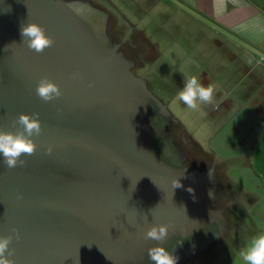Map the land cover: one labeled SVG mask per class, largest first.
Returning a JSON list of instances; mask_svg holds the SVG:
<instances>
[{"label": "water", "instance_id": "95a60500", "mask_svg": "<svg viewBox=\"0 0 264 264\" xmlns=\"http://www.w3.org/2000/svg\"><path fill=\"white\" fill-rule=\"evenodd\" d=\"M91 20L102 25L98 33ZM30 23L46 28L55 47L30 51L20 34ZM108 34L122 49L108 44ZM150 50L108 0H0V129L15 132L12 121L22 113H39L43 126L36 153L21 157L25 166L8 169L0 156V237L19 230L21 239L11 245L15 264H126L150 226L181 223L182 215L162 204L163 195L169 201L178 192L174 179L182 185L195 179L149 146L158 130L147 100L178 121L179 135L173 134L186 153L201 152L147 79L131 71L143 67ZM42 78L58 84L63 95L48 103L40 99L36 87ZM203 158L216 163L226 188L252 199L247 210L237 205L245 211L243 220L254 206L253 192L215 157ZM131 234L136 243L123 248ZM241 249L237 240L192 264H230Z\"/></svg>", "mask_w": 264, "mask_h": 264}, {"label": "crops", "instance_id": "0c3cea01", "mask_svg": "<svg viewBox=\"0 0 264 264\" xmlns=\"http://www.w3.org/2000/svg\"><path fill=\"white\" fill-rule=\"evenodd\" d=\"M108 1L151 46L137 73L199 145L195 133L206 123L215 143L210 155L256 194L257 210L239 225L245 248L264 233V183H251L263 181L264 169V0ZM191 75L214 86L213 103L198 111L175 101ZM230 264H241L239 255Z\"/></svg>", "mask_w": 264, "mask_h": 264}, {"label": "flooded vegetation", "instance_id": "af4514ba", "mask_svg": "<svg viewBox=\"0 0 264 264\" xmlns=\"http://www.w3.org/2000/svg\"><path fill=\"white\" fill-rule=\"evenodd\" d=\"M91 21H93V29L96 32L100 31L102 27L100 22ZM108 37L109 45L121 44L115 36L108 34ZM131 71L136 72L135 65ZM147 108L149 117L158 130V135L150 139L151 149L168 165H174L181 172H185L195 179L189 184H184L182 188H178L176 194H169V201H165L163 195L162 204L164 207H171V211L180 213L182 217L178 226L170 228L169 236L161 246L169 252H174V255L178 257V264L203 263L206 259L203 257L214 258L216 248L226 249L240 240L238 238L240 235L235 233V227H237V222L240 224L239 216L243 215L245 211L237 208V205L243 204L247 210L248 205H252V199L244 201L245 197H239L225 187L223 184L225 181H218L216 163L206 164L203 162V157H208L210 153L205 151L201 145L194 142L196 144L194 147L199 149L201 156L198 153L196 156L186 153L181 141L173 134L179 135L176 131L180 128V124L172 118L173 116L167 115L157 102L148 99ZM184 140L192 144L190 139H185V136ZM189 188L193 189L194 193L189 192ZM167 189L173 190L165 188V190ZM242 195L246 196V194ZM125 240L126 244L122 246L126 249L129 246L131 249V245L136 243V241L133 242L134 234L129 237L130 241ZM155 246H157V242L143 239L140 251L132 256L133 259L131 258L126 264H151L148 249Z\"/></svg>", "mask_w": 264, "mask_h": 264}, {"label": "clouds", "instance_id": "9594fccd", "mask_svg": "<svg viewBox=\"0 0 264 264\" xmlns=\"http://www.w3.org/2000/svg\"><path fill=\"white\" fill-rule=\"evenodd\" d=\"M20 34L28 49L37 54H43L47 49L55 47L56 44L55 38L47 34L46 28L36 23L22 25ZM78 77V73L73 74V79ZM183 78L184 87L179 91L175 101L182 102L193 111H198L203 104L213 103V85L209 84L205 87L196 75ZM36 94L46 103L55 101L63 95L60 86L48 78H42L38 82ZM12 127L17 130L11 132L0 129V156L3 157V163L8 169L25 166L27 162L21 157L25 154L32 156L36 153L38 145L35 138L43 134L39 113L20 114L12 121ZM47 151L51 155L52 147H49ZM172 187L178 189L183 185L179 179H174ZM188 191L194 193L191 188ZM171 227L170 224L153 225L144 234L146 241L157 242V246L148 249L151 264H178V257L174 255V252H169L161 246L167 240ZM19 239L21 237L18 229H13L11 235L0 237V264H15V261L10 259L16 251L11 245L14 240L18 241ZM238 255L241 264H264V233L252 237L248 245L241 249Z\"/></svg>", "mask_w": 264, "mask_h": 264}, {"label": "rangeland", "instance_id": "374dc122", "mask_svg": "<svg viewBox=\"0 0 264 264\" xmlns=\"http://www.w3.org/2000/svg\"><path fill=\"white\" fill-rule=\"evenodd\" d=\"M134 74L136 76H140V74H138L137 71L134 72ZM195 124L197 125L198 123H191V124H189L188 128L189 129L193 128ZM204 124L206 125V123H201V125H200L201 128L198 127L199 129H198V132L195 133V135H196L195 138H197L199 140V142L201 143V145H203V147L205 148V151H207V152L214 151L215 152V149H214L215 143L212 141L213 136L211 135V131L210 130L209 131L205 130V125ZM208 156H212V155L208 154ZM226 172L229 174L228 171H226ZM258 175L261 176L263 181H259L258 179H254V181H251L252 185H254V186H252V188H254L256 186V184L260 185L262 182L264 183V169H261V172H259ZM229 176H230V174H229ZM242 183H245V182L242 181ZM253 190H256V188L253 189ZM255 192H257V191H255ZM253 195H256V194H253ZM260 197L263 199L264 195L261 194ZM254 204H256V202ZM263 204H264V202H262V206H263ZM253 208L257 210V206L256 205H254ZM260 208H261V206H260ZM246 220H248V218L245 217V221Z\"/></svg>", "mask_w": 264, "mask_h": 264}]
</instances>
